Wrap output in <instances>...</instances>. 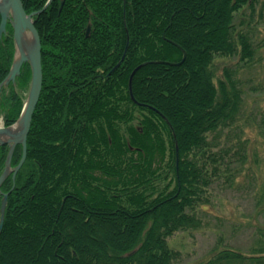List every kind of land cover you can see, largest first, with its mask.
I'll list each match as a JSON object with an SVG mask.
<instances>
[{"label":"trees","instance_id":"obj_1","mask_svg":"<svg viewBox=\"0 0 264 264\" xmlns=\"http://www.w3.org/2000/svg\"><path fill=\"white\" fill-rule=\"evenodd\" d=\"M20 1L30 13L47 0ZM259 1L51 0L33 16L42 88L25 160L0 185V264H178L168 238L201 230L215 186L233 187L249 161L248 140L233 132L239 70L255 47L249 23L235 17L246 7L251 19ZM7 30L0 83L13 56ZM216 57L234 60L220 76ZM30 75L25 62L0 89L6 126ZM7 152L0 145V174ZM21 154L16 145L11 167ZM217 239L195 264H264V224L248 250Z\"/></svg>","mask_w":264,"mask_h":264},{"label":"rangeland","instance_id":"obj_2","mask_svg":"<svg viewBox=\"0 0 264 264\" xmlns=\"http://www.w3.org/2000/svg\"><path fill=\"white\" fill-rule=\"evenodd\" d=\"M263 1L256 3L251 19L247 16L249 12L246 7H243L245 10L240 11L235 17V23L241 19L245 22L246 28L249 23L248 28L255 47L253 61L238 69L244 103L241 119L237 123L238 128L233 132L234 135L248 140L249 161H246L245 166L238 167L233 187L228 186L222 179L221 183L215 186L214 202L206 208L208 212L203 215L204 225L201 230L193 233L180 231L168 238L169 247L181 254L178 264H195L206 259L214 243L219 240L218 237H222L225 244L248 250L255 245L258 225L264 224V206L262 203L257 204L254 194L257 193L259 184H264V9H261ZM214 61L217 76H220L225 65L234 63L233 59L220 57H216ZM27 91L22 93V104ZM1 117L2 114L0 126L3 125ZM254 178L258 180L254 182ZM261 189H259L261 193H258L259 200L264 202L262 192L264 189Z\"/></svg>","mask_w":264,"mask_h":264},{"label":"water","instance_id":"obj_3","mask_svg":"<svg viewBox=\"0 0 264 264\" xmlns=\"http://www.w3.org/2000/svg\"><path fill=\"white\" fill-rule=\"evenodd\" d=\"M50 1L51 0H48L41 10L27 14L23 9L20 0H0V37L6 32V24L9 22L12 28L14 45L13 60L7 75L0 83V89L3 85L7 86L10 82L13 84L15 83L16 77L19 75L23 63H29L31 73L26 99L20 115L11 125L0 126V145L8 146L4 168L0 174V185L11 171L12 179H14L26 157V138L31 125L32 115L42 88L41 45L32 17L40 13ZM88 31L89 26H87V32ZM184 56L185 54L183 55V58ZM145 64L146 63L140 64L131 72L128 82L129 88L133 74L138 68ZM130 96L131 98L133 97L131 92ZM18 125H20V131L13 132L12 129ZM16 145H21L22 154L17 165L11 169V158ZM7 195V193L3 194L0 204V229L3 224Z\"/></svg>","mask_w":264,"mask_h":264},{"label":"bare ground","instance_id":"obj_4","mask_svg":"<svg viewBox=\"0 0 264 264\" xmlns=\"http://www.w3.org/2000/svg\"><path fill=\"white\" fill-rule=\"evenodd\" d=\"M12 131H13V132H18V131H20V125H18L17 127L13 128Z\"/></svg>","mask_w":264,"mask_h":264},{"label":"flooded vegetation","instance_id":"obj_5","mask_svg":"<svg viewBox=\"0 0 264 264\" xmlns=\"http://www.w3.org/2000/svg\"><path fill=\"white\" fill-rule=\"evenodd\" d=\"M2 38H3V37H2ZM2 38H0V40H1Z\"/></svg>","mask_w":264,"mask_h":264}]
</instances>
